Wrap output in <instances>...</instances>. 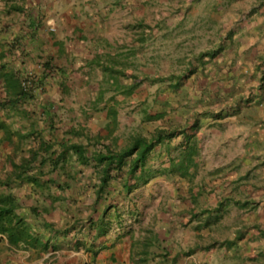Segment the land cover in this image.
Returning a JSON list of instances; mask_svg holds the SVG:
<instances>
[{"label":"crops","instance_id":"obj_1","mask_svg":"<svg viewBox=\"0 0 264 264\" xmlns=\"http://www.w3.org/2000/svg\"><path fill=\"white\" fill-rule=\"evenodd\" d=\"M176 27H184L185 80L149 82L151 97L146 83L129 94L123 74L151 76L148 42L159 51ZM159 130L183 132L152 155L166 173L132 194L115 180L98 194L93 158ZM193 143L198 162L181 177L169 156ZM33 153L34 180L9 190L41 244L12 247L0 234V264H264V0H0V176ZM160 181L173 190L169 216L158 212L147 235L127 243L116 223L98 237L84 222L110 203H130L117 207L136 221L135 193ZM179 218L206 227L211 241L190 245L194 232ZM146 236L148 255L138 244Z\"/></svg>","mask_w":264,"mask_h":264},{"label":"trees","instance_id":"obj_2","mask_svg":"<svg viewBox=\"0 0 264 264\" xmlns=\"http://www.w3.org/2000/svg\"><path fill=\"white\" fill-rule=\"evenodd\" d=\"M193 70L189 71L192 73ZM188 73L173 74L169 76L152 77L148 75L139 76L136 74H123L133 81V84L128 87L129 94L136 88L146 82L150 83H167L176 82L177 88L185 80ZM183 134L180 130L169 132L159 130L152 134L150 137L137 136L133 138L130 143L122 149L106 148L105 153L98 154L93 159L98 161L99 166H102L96 173L100 178V185L97 189L98 194L110 193V184L113 180L118 183H123L122 188L128 193L132 194L141 186L147 185L153 178L158 175L166 173L164 170L155 169L150 164L153 158V153L159 145L172 140L174 137ZM197 144L193 143L189 150L185 153L174 157H170L172 169L178 172L181 177H187L191 174L193 168L198 162ZM83 151V148H82ZM83 163L85 156L79 153ZM39 155L33 153L29 160H22L21 165H14V170L7 172L5 176H0V234L7 238L10 246L17 247L20 243L26 246H35L41 244V237L38 232L34 230L30 220L25 215L19 214L18 211L22 209L18 203L17 198L8 192L16 184H22L24 181H32L35 178V173H31V164L37 162ZM121 180V181H120ZM132 210H128V215L132 216ZM33 214L38 216V210L33 209ZM114 218H110L111 215ZM100 219L95 220L90 217L84 222L90 228H97V236H107L110 229L114 227L115 223L117 228L125 229L124 216L121 208L116 204H107ZM46 229H51V225L46 226ZM132 238H135L134 236ZM43 243V242H42ZM151 238L145 237L144 240L138 241V244L143 248L141 254L148 255L147 247L151 245ZM44 250H48L49 242L42 244ZM146 262V260H144Z\"/></svg>","mask_w":264,"mask_h":264},{"label":"rangeland","instance_id":"obj_3","mask_svg":"<svg viewBox=\"0 0 264 264\" xmlns=\"http://www.w3.org/2000/svg\"><path fill=\"white\" fill-rule=\"evenodd\" d=\"M160 16L162 18H167L169 16L168 11L160 12ZM153 12L151 10L146 11V21L152 24ZM162 34H166L168 27H162L161 29ZM172 31L174 35L172 39H162L161 41V49L159 51H154L158 49V43H152L150 40L148 47L146 48L145 53V67L144 71L151 76H155V74L161 73L162 75H166L169 73H176L180 74L184 71L185 67V60L183 58L184 55V27H176L173 28ZM151 34V33H150ZM150 36V35H149ZM160 56V57H159ZM159 57V58H158ZM131 70H134L130 67ZM144 91L150 97L157 92L156 86H150L149 82H146L144 85ZM163 93V91L161 92ZM181 98V96H180ZM183 98V95H182ZM152 105L151 99L147 103V106L150 107ZM121 133V131H120ZM119 133V134H120ZM18 188V187H17ZM11 192L10 190H7ZM21 194V192H20ZM138 196V205L139 211L142 213L140 217L135 221L133 216H129L126 211H123L124 216V223L127 224V228L124 229L123 238L125 242H129V238L131 235H138L144 232V236L147 235L145 232L147 229H152L154 224L157 221V214L158 212L163 213L165 212L167 216H169V199L170 196L173 195V190L169 187L167 181H160V183H154L151 186H146L141 188L137 193ZM157 195V196H156ZM160 198V202H159ZM28 204L32 203V200H28ZM130 206V203H120L117 206ZM167 218V217H166ZM177 222L180 227H184L185 223L187 222V226L191 225V229L194 234L190 235L192 246H204L208 241H211L209 236H207V228L203 227V229L198 230L196 228L198 222L193 221V224H190L191 221L185 220L183 218L177 219ZM144 230V231H143ZM143 231V232H142ZM209 232H216V224H212L209 227Z\"/></svg>","mask_w":264,"mask_h":264},{"label":"built area","instance_id":"obj_4","mask_svg":"<svg viewBox=\"0 0 264 264\" xmlns=\"http://www.w3.org/2000/svg\"><path fill=\"white\" fill-rule=\"evenodd\" d=\"M23 86L25 87V89H27L28 86H33L30 79L27 81H23Z\"/></svg>","mask_w":264,"mask_h":264}]
</instances>
